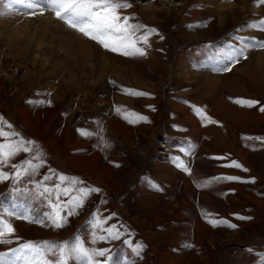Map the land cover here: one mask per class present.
<instances>
[{
  "label": "rangeland",
  "instance_id": "1",
  "mask_svg": "<svg viewBox=\"0 0 264 264\" xmlns=\"http://www.w3.org/2000/svg\"><path fill=\"white\" fill-rule=\"evenodd\" d=\"M127 2L132 7L121 16L155 30L147 45L138 44L146 51L143 57L107 51L72 29L65 36L76 49L65 43L55 49L41 25L25 24L32 16H18L25 9L9 10L0 0V120L10 123L19 139L32 142L0 171L11 176L12 165L30 160L37 166L31 179L0 182V218L17 232L23 228L21 236L10 237L12 243L0 244V253L25 242L79 239L104 250L111 264H215L224 245L238 243L244 246L225 249L218 264H264V68H258L260 75L255 71L264 48L245 49L247 59L222 70L232 49L264 41L257 27L264 21V0H245L243 9L241 0ZM222 4L240 9L223 13L220 23ZM25 38L30 42L20 49ZM247 74L249 83L243 81ZM110 77L119 78V89ZM117 96L125 99L123 106ZM238 100L257 103L248 107ZM111 120L121 135L105 129ZM37 125L45 126L46 134L56 127L52 137L60 140L67 132L68 148L82 141L88 145L92 138L102 160L87 165L96 167V175L82 177L73 170L64 175L63 157L62 165L53 159L56 143L38 134ZM97 130L102 140L89 135ZM231 158H239L242 162L235 163L241 167ZM105 170L111 171L108 191L97 177ZM45 187L51 195L40 194ZM80 189L93 191L85 196ZM57 211L65 218L59 229L49 220ZM109 230L118 237L111 239Z\"/></svg>",
  "mask_w": 264,
  "mask_h": 264
},
{
  "label": "snow or ice",
  "instance_id": "2",
  "mask_svg": "<svg viewBox=\"0 0 264 264\" xmlns=\"http://www.w3.org/2000/svg\"><path fill=\"white\" fill-rule=\"evenodd\" d=\"M11 10L13 5H19L25 9L22 14L35 16L37 10L51 11L55 18L63 22L69 29H73L81 33L86 38L95 41L105 50L119 53L125 57L146 55L144 48L138 44L143 42L148 43V37L155 30H148L147 26L133 24L132 16H121V10L131 8L132 5L127 0H3ZM259 30L264 31V21H260L257 25ZM143 31L142 36H137V33ZM264 48V41H245L243 47L234 48L229 53L228 63L222 69L230 71L231 67L239 62L240 58L247 59L245 49ZM134 95H146L145 93H132ZM244 106L252 107L257 102L250 100L236 101ZM264 111V108L260 109ZM140 119H146L140 117ZM90 135V134H89ZM19 133L13 130L10 123L5 124L0 120V167L8 165L21 152H28V147L31 141L19 139ZM15 138V139H13ZM110 146V145H109ZM38 157H34L37 159ZM234 166L240 168L241 165L234 162ZM15 169L10 176L8 173L0 171V182L8 179H13L14 183H19L24 177L31 179L37 171V166L30 160L25 165H12ZM187 171V169H184ZM247 171V169H245ZM229 180H238L236 177H228ZM60 180L63 182L64 177ZM254 182V181H253ZM92 189H80L83 195H87ZM41 195L52 193L49 188L45 187ZM64 195H68L67 189ZM59 197L57 196V200ZM69 199H73L69 196ZM79 206V201H77ZM59 207V205H56ZM68 214H72V208H69ZM8 215L21 217L23 214L9 212ZM241 219H250L240 217ZM50 226L56 229L63 227L65 218L59 211L49 216ZM39 223V221H30ZM43 226H49L47 224ZM235 228V225H229ZM15 228L11 223H7L0 218V244L7 245L12 243L10 237L15 236ZM109 237L116 239L118 233L112 234L109 230ZM18 240L19 237H16ZM101 240L104 237H100ZM139 251V248L136 249ZM49 256L54 259H49ZM104 258V259H99ZM0 264H111L109 255L102 249H92L86 247L79 239L74 242L49 243L43 242L36 244L34 242H25L18 247L11 249L9 252L0 253Z\"/></svg>",
  "mask_w": 264,
  "mask_h": 264
},
{
  "label": "crops",
  "instance_id": "3",
  "mask_svg": "<svg viewBox=\"0 0 264 264\" xmlns=\"http://www.w3.org/2000/svg\"><path fill=\"white\" fill-rule=\"evenodd\" d=\"M100 79H102L101 77H100ZM110 79H111V81L113 82V83H115V85H114V87L116 88L117 87V85H116V82H118V80H119V78L117 77V79H114L113 77H110ZM117 89H119V87H117ZM117 103H118V106L120 107V106H123V103L125 102L124 100V98L121 96H117ZM121 109H122V107H121ZM28 116H30V114L28 113ZM30 118H31V116H30ZM32 119V118H31ZM33 121V120H32ZM23 122V121H22ZM38 122H39V117H37L36 118V120H35V122H32L33 124H38ZM24 123V122H23ZM25 124V123H24ZM44 125H46V124H44ZM105 126V125H104ZM118 127H119V125L118 124H116V122H115V120H111L110 121V123H108V124H106V126H105V129H107L109 132H113V133H115V135H121V131L118 129ZM39 128H41L40 130L41 131H38V134H40L43 138H46V135H47V137L49 138L48 139V143H50V144H55L56 143V147L54 148V157H53V159H54V161H55V163L57 164V165H62V160H61V157H63V159H64V162L66 163V165L67 166H63V167H61L60 168V170L62 171V173L64 174V175H67V176H70V174H72L73 172H72V170L74 171V172H77V173H79L80 172V175L82 174L83 176H88V175H94L95 174V171H94V169L96 168H93L92 170L90 169V166L89 165H87V163H90V162H97V165H98V163H100L101 162V160H102V158H101V155L100 154H98V152H96V150H94L93 149V147H94V143H92V142H89V139L91 140L92 138H89L88 139V145L87 144H85L83 141L82 142H80L79 144H75L72 148H68V143L66 142V139H67V132H65L64 134H60V137H61V140L59 139V138H57V137H52V133L53 132H55V130H56V127H54V129H53V132L52 133H48V134H46V131H44V128H45V126L42 128V127H38V125H37V129H39ZM229 130V129H228ZM102 131V130H101ZM101 131L99 130H97L96 132H97V134H95V133H89L90 135H92V137H94V138H98V139H96V140H102V138L100 137V135H101ZM229 131H231V130H229ZM90 132V131H89ZM212 132H214V131H212ZM98 134H100V135H98ZM212 135V134H211ZM57 136H59V135H57ZM119 138L122 140V138L119 136ZM65 140V142L64 143H62L60 146H58L57 147V144H58V142L59 141H64ZM86 141V140H85ZM96 142V141H95ZM106 143V142H105ZM105 143H103V144H105ZM107 144V143H106ZM229 145H231V144H229ZM76 146L78 147H81V149H79V150H82L81 152H78L77 150H76ZM224 149L226 150L227 148H226V146H224ZM230 149V151L233 153V155H234V157H240V155H235V153L233 152V150H231V148H229ZM208 149L207 148H205V150L203 151L205 154H209V152L207 151ZM100 151V150H99ZM102 152L104 151V150H101ZM77 152L78 153H90V155H89V157L88 156H85V155H76L77 154ZM211 156V155H210ZM212 157H214V156H211V158ZM217 156L215 155V158H216ZM73 158H78V160H79V162L80 163H78V164H75L72 160H74ZM103 159H105V158H103ZM109 159V158H108ZM97 160V161H96ZM111 162H112V160L111 159H109ZM233 160V161H232ZM241 161L239 158H231V160H230V162L232 161V162H236V161ZM99 161V162H98ZM114 161V160H113ZM242 162V161H241ZM240 162V163H241ZM243 164V163H242ZM244 165V164H243ZM109 168V167H108ZM110 170V169H109ZM110 174H111V171H110V173H108L107 172V170H105L103 173H100V175L99 176H97V177H99V178H101V181L102 182H104V183H101V182H99V183H101L102 185H104L105 186V188L107 189V191L109 190V182H110ZM77 175H79V174H77ZM81 175V176H82ZM96 175V174H95ZM94 175V176H95ZM82 176V177H83ZM97 182V181H96ZM172 182L173 181H171V178H170V181H168V183L169 184H172ZM108 183V184H107ZM190 185L191 184H188L187 183V181L185 182V185H184V188L185 189H188L189 187H190ZM19 227V230H18V232L16 231L15 232V235L17 234V236H21L22 234H21V230L23 229L22 228V226H18ZM36 233H39V231H36ZM12 239H14V238H12ZM16 239V238H15ZM9 252V251H8Z\"/></svg>",
  "mask_w": 264,
  "mask_h": 264
},
{
  "label": "bare ground",
  "instance_id": "4",
  "mask_svg": "<svg viewBox=\"0 0 264 264\" xmlns=\"http://www.w3.org/2000/svg\"><path fill=\"white\" fill-rule=\"evenodd\" d=\"M242 1V7H240L241 9H243V7H245L244 6V1L245 0H241ZM246 2H247V0H246ZM229 4H231V3H229ZM233 4V3H232ZM19 6V5H18ZM17 6V7H18ZM237 6V5H236ZM235 6V4L234 5H228V4H222V5H219L218 7V14L219 13H221L219 16L221 17V16H223V13H227V14H230V13H232L233 15H235V13H236V11H238V9H240V8H237V7H239V6H237L236 7ZM157 10V8L156 7H153L152 6V10ZM23 12V11H22ZM159 12H161L160 10H159ZM13 13L15 14V15H17V12H14L13 11ZM19 13V12H18ZM24 13V12H23ZM155 13V12H154ZM226 14V15H227ZM30 16V15H27V14H18V16ZM155 15V14H154ZM224 17V16H223ZM17 18V17H16ZM21 19V18H20ZM19 19V20H20ZM26 19V18H25ZM222 17L221 18H219V22L220 23H222ZM235 21V20H234ZM37 23H40V24H37ZM25 24H27V26L29 25L30 27L29 28H36V26H39V25H41V27H42V32H45V34L46 35H49L50 34V37H52V38H50L49 39V41L55 46V45H60V44H62V43H65V44H67V48H69L70 47V49L71 48H73V50L74 49H76V48H74V43H73V45L71 44L73 41H71V40H69L68 39V37L67 36H65L66 34H68V33H72V31L63 23V22H61V21H59V20H57L55 17H54V15H53V13H51L50 11H48V12H46V11H43V13L41 14L40 12H38L37 11V14L35 15V16H32V17H30V19L28 20V21H26L25 22ZM27 26H24V27H27ZM31 30V29H30ZM73 30V29H72ZM54 35V36H53ZM16 37H18V36H16ZM15 38V37H14ZM30 38H31V36H30ZM16 39H18V38H16ZM15 40V39H14ZM82 40V39H81ZM48 41V42H49ZM30 41L28 40V39H26L25 38V40H23V43L21 44L22 46L21 47H19L20 49L21 48H23V47H26V43H29ZM25 44V45H24ZM83 44V43H82ZM85 45V47H88L86 44H84ZM83 45H81V47H82ZM89 47H90V45H89ZM18 48V49H19ZM38 48L40 49L41 47L38 45ZM50 48H52V47H50ZM57 48V46H55V49ZM84 49V48H83ZM26 50V49H25ZM88 50V49H87ZM41 51V49L40 50H38V52H40ZM85 51H86V49L84 50V53H82V54H85ZM77 52V51H76ZM90 52V51H89ZM73 53V52H72ZM17 54H19V52L17 53ZM38 54V53H37ZM80 59H83L82 57L80 58ZM254 62V61H253ZM256 68H257V70H255L259 75L260 74H262L261 73V71L263 70V68H264V61H263V59H262V57H259V58H257V63H256ZM255 68V67H254ZM261 70H259V69ZM106 72V71H105ZM50 74H51V72H50ZM247 76H248V74H247ZM245 77V78H247V80L245 79V78H243V81H245V82H247V83H249L250 82V79H251V77L249 78V76L248 77ZM253 78V77H252ZM246 83V84H247ZM264 83V82H263ZM231 85V84H230ZM237 85V84H236ZM235 85V86H236ZM237 89H239V87L237 88ZM240 92V91H239ZM238 92V93H239ZM240 94V93H239ZM259 97H261V95H259ZM233 111H235V110H233ZM27 120V119H26ZM29 126V125H28ZM206 156V155H205ZM264 245V244H263Z\"/></svg>",
  "mask_w": 264,
  "mask_h": 264
},
{
  "label": "water",
  "instance_id": "5",
  "mask_svg": "<svg viewBox=\"0 0 264 264\" xmlns=\"http://www.w3.org/2000/svg\"><path fill=\"white\" fill-rule=\"evenodd\" d=\"M263 244H264V243H263ZM243 246H244V245H240V244H238V243H228V244L224 245V246L222 247V249L220 250L219 255L217 256V259H216L215 264H218V260H219V258H220V256H221L222 252H223L225 249H227V248H229V247H243Z\"/></svg>",
  "mask_w": 264,
  "mask_h": 264
}]
</instances>
